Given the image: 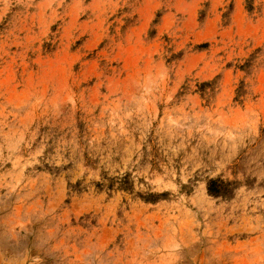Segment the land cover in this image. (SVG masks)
I'll list each match as a JSON object with an SVG mask.
<instances>
[{
    "label": "rangeland",
    "instance_id": "374dc122",
    "mask_svg": "<svg viewBox=\"0 0 264 264\" xmlns=\"http://www.w3.org/2000/svg\"><path fill=\"white\" fill-rule=\"evenodd\" d=\"M0 264H264V0H0Z\"/></svg>",
    "mask_w": 264,
    "mask_h": 264
}]
</instances>
